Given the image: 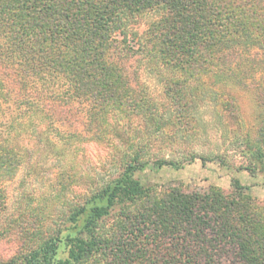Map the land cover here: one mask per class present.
Wrapping results in <instances>:
<instances>
[{
  "label": "trees",
  "instance_id": "16d2710c",
  "mask_svg": "<svg viewBox=\"0 0 264 264\" xmlns=\"http://www.w3.org/2000/svg\"><path fill=\"white\" fill-rule=\"evenodd\" d=\"M229 82L264 95V0H0V239L22 240L0 264H264V205L239 180L228 194L135 178L205 160L188 144L206 109L238 115ZM83 136L111 144L116 174L59 225L11 217L6 183ZM156 143L186 147L152 157ZM81 177L57 174L63 191Z\"/></svg>",
  "mask_w": 264,
  "mask_h": 264
},
{
  "label": "rangeland",
  "instance_id": "374dc122",
  "mask_svg": "<svg viewBox=\"0 0 264 264\" xmlns=\"http://www.w3.org/2000/svg\"><path fill=\"white\" fill-rule=\"evenodd\" d=\"M226 87L236 98L238 115L232 117L225 113L222 116L214 110L206 109L203 113L204 131L200 136L192 137L188 144L203 154L205 160L198 159L179 170L169 167L158 173L147 170L144 175L135 178L164 188L180 187L186 193L206 192L217 187L228 194L234 193V181L239 180L248 188L246 195L264 205V160L261 162L253 156L256 148L264 153V135L261 131L264 127L263 87L254 85L247 89L233 82H229ZM138 128L140 125L135 122L127 131V137L136 135ZM84 137L77 140L78 150L72 156L66 155L63 159L50 156L51 159L46 163L38 165L35 175L31 176L24 170L16 179L6 183L7 212L11 217H24L32 226L59 225L66 205L86 191L88 182L95 175L101 181L116 174L117 158L111 152V144L90 141ZM185 147L180 144L162 146L156 143L151 156H177ZM66 165H73L82 174V179L63 191L57 174ZM21 244L22 240L16 236L0 239V259L8 261ZM66 255L64 248L60 256Z\"/></svg>",
  "mask_w": 264,
  "mask_h": 264
}]
</instances>
